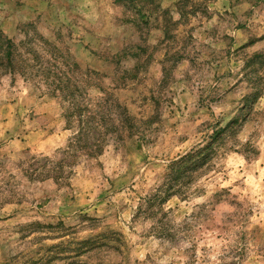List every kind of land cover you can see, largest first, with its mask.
<instances>
[{
	"label": "rangeland",
	"instance_id": "obj_1",
	"mask_svg": "<svg viewBox=\"0 0 264 264\" xmlns=\"http://www.w3.org/2000/svg\"><path fill=\"white\" fill-rule=\"evenodd\" d=\"M0 264H264V0H0Z\"/></svg>",
	"mask_w": 264,
	"mask_h": 264
},
{
	"label": "trees",
	"instance_id": "obj_2",
	"mask_svg": "<svg viewBox=\"0 0 264 264\" xmlns=\"http://www.w3.org/2000/svg\"><path fill=\"white\" fill-rule=\"evenodd\" d=\"M8 50L9 51H7L6 54H5V58H6V60H8L9 63H11L12 54L10 52V49H8ZM190 158H191L190 154H185V155L181 156L179 159L174 160L173 161L174 167H175L174 171L179 170L181 167H183L187 163H189V159ZM230 251H231V253L233 252V254L235 256H239V257H242L243 253L245 252V250L243 248H239V247H236L235 249H231Z\"/></svg>",
	"mask_w": 264,
	"mask_h": 264
}]
</instances>
